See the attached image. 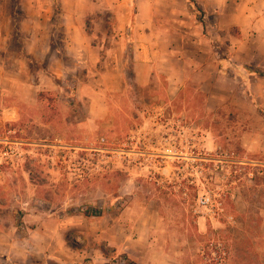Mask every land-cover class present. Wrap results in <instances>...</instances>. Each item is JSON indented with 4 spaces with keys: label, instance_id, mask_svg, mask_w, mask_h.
<instances>
[{
    "label": "rangeland",
    "instance_id": "1",
    "mask_svg": "<svg viewBox=\"0 0 264 264\" xmlns=\"http://www.w3.org/2000/svg\"><path fill=\"white\" fill-rule=\"evenodd\" d=\"M139 4L0 0V230L42 225V264H92L89 248L109 255L101 264H128L123 243L140 264H264V81L253 93L224 63L234 53L258 71L264 25L218 28L198 12L204 25L179 30L188 39L158 38L189 61L173 96L158 71L135 80ZM214 70L228 72L216 89L204 86ZM102 137L113 159L94 150ZM212 145L232 155L220 168L194 160L215 158ZM198 190L222 193L234 219L204 216ZM102 232L103 242L87 234Z\"/></svg>",
    "mask_w": 264,
    "mask_h": 264
},
{
    "label": "crops",
    "instance_id": "2",
    "mask_svg": "<svg viewBox=\"0 0 264 264\" xmlns=\"http://www.w3.org/2000/svg\"><path fill=\"white\" fill-rule=\"evenodd\" d=\"M140 1V8H137L134 30L135 44L137 46L134 52V64H135V80L139 84L148 85L151 82L152 76L155 71L163 74L167 82V90L171 95H177L182 88L185 86L188 80L187 67L189 61L180 56L176 52V47L171 45L160 49V39L158 38H171L175 39L178 35L180 38L185 39L188 35L179 32L180 29H185V25H204L200 24L198 21L197 13L192 8L189 0H138ZM204 12L205 19H208L206 25H264V0H215V2H210L211 0H197ZM150 3V6L145 5ZM165 3V4H164ZM148 6L149 8H145ZM146 9V10H145ZM143 18L146 19L143 22ZM142 25H146L150 31H147L145 37L143 33L140 32ZM154 25H172L173 30H154ZM27 28H24L26 30ZM31 25L29 30H31ZM239 29H241L239 27ZM28 30V29H27ZM37 28L34 26V30ZM176 30V31H175ZM179 33V34H177ZM211 58V56H209ZM117 67L118 71H123L121 56H118ZM237 55L233 53L230 60H227L226 65L231 67L230 74L234 84L240 80L246 79V84L254 93L253 79L262 78L264 81V76L257 74L256 72H249L244 64L239 62ZM248 65V64H247ZM210 65L205 68H209ZM242 66L243 70L247 73L246 75L240 74L239 67ZM250 66V65H249ZM214 67H217L214 64ZM258 70L264 69L263 63L257 65ZM241 68V71L243 72ZM214 70V77L209 78V74L205 75L206 81H204V86H213L216 89L217 82L215 81L218 77L222 78L227 76L228 72ZM120 77L123 74L120 73ZM208 77V78H207ZM242 82V81H241ZM264 108V101H262ZM213 147V145H212ZM217 148V147H213ZM212 148V149H213ZM252 150V148H250ZM33 215H27L24 222H31ZM38 220L42 221V216L38 215ZM37 220V219H33ZM6 228V227H5ZM18 228V227H17ZM29 229V233L20 231L14 228L12 231L0 230V254L4 256V259L13 264H29L31 259H37L36 263L33 261L31 264H42V243H40L42 237V225H38L36 228ZM14 230V232H13ZM152 232V231H151ZM91 240L97 242H103L105 232L102 233H87ZM39 240V242H38ZM134 240V241H133ZM37 241V242H36ZM133 241V242H132ZM107 242V241H106ZM130 242L133 245L137 240L131 238ZM111 244V243H109ZM57 248V247H56ZM87 249V248H86ZM84 249L83 253L87 250ZM90 257L92 264L105 263L109 259V255L106 254L103 248H89ZM61 252V251H60ZM58 251H54V260L58 258ZM135 250L127 246L126 243L120 244L119 254H125L129 256L133 261L140 264V258L134 255Z\"/></svg>",
    "mask_w": 264,
    "mask_h": 264
},
{
    "label": "built area",
    "instance_id": "3",
    "mask_svg": "<svg viewBox=\"0 0 264 264\" xmlns=\"http://www.w3.org/2000/svg\"><path fill=\"white\" fill-rule=\"evenodd\" d=\"M100 145H103L104 148H97L94 149L99 151V153H104L105 157L108 159H113L114 155L118 153V150L114 148H109V142L105 137L100 138ZM102 146V147H103ZM93 150V148H91ZM216 151L215 158H211L207 156L206 153H202L197 155L194 160H200V162L205 161H213L217 168H220L219 164L223 163L224 159L231 158V154L229 151H225L221 149V147H217L214 149ZM130 151H126L125 153L129 154ZM143 155H147L149 153L141 152ZM146 157L149 158L147 155ZM188 158V157H187ZM163 162L164 161L163 159ZM158 174V171H154V176ZM159 183V181H158ZM192 184H195L192 182ZM196 206L200 209V212L203 213L204 216H208L209 218L213 219H221L222 217L226 218L229 222L232 221L234 218L232 215H229L226 210L225 199L223 198L222 193H214L210 190L201 191L198 190L196 196Z\"/></svg>",
    "mask_w": 264,
    "mask_h": 264
},
{
    "label": "trees",
    "instance_id": "4",
    "mask_svg": "<svg viewBox=\"0 0 264 264\" xmlns=\"http://www.w3.org/2000/svg\"><path fill=\"white\" fill-rule=\"evenodd\" d=\"M190 1V4L192 5V8L194 9V11L198 14V12H203L202 9H201V6L200 4L198 3L197 0H189ZM198 16V15H197ZM253 72H256L257 74H260L262 76H264V70H253ZM101 213V211H97V212H90V213H86V215H90V216H93V215H99ZM126 259L128 261V264H135V261H133L129 256L126 255ZM13 264V263H12Z\"/></svg>",
    "mask_w": 264,
    "mask_h": 264
}]
</instances>
